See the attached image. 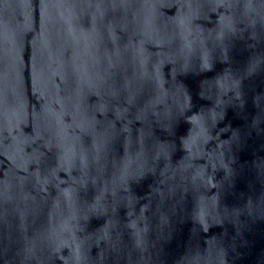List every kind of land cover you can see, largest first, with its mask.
Returning a JSON list of instances; mask_svg holds the SVG:
<instances>
[{"label": "water", "instance_id": "water-1", "mask_svg": "<svg viewBox=\"0 0 264 264\" xmlns=\"http://www.w3.org/2000/svg\"><path fill=\"white\" fill-rule=\"evenodd\" d=\"M0 264H264V0H0Z\"/></svg>", "mask_w": 264, "mask_h": 264}]
</instances>
